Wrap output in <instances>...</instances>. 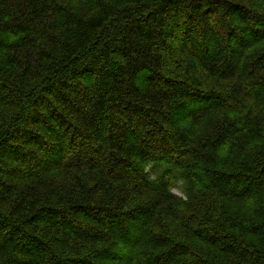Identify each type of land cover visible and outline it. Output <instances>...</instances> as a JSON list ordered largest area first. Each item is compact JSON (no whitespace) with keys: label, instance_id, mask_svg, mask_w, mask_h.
<instances>
[{"label":"trees","instance_id":"trees-1","mask_svg":"<svg viewBox=\"0 0 264 264\" xmlns=\"http://www.w3.org/2000/svg\"><path fill=\"white\" fill-rule=\"evenodd\" d=\"M0 264H264V0H0Z\"/></svg>","mask_w":264,"mask_h":264}]
</instances>
